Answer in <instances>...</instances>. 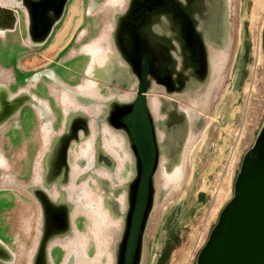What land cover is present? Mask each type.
Wrapping results in <instances>:
<instances>
[{"label":"water","instance_id":"obj_1","mask_svg":"<svg viewBox=\"0 0 264 264\" xmlns=\"http://www.w3.org/2000/svg\"><path fill=\"white\" fill-rule=\"evenodd\" d=\"M18 1L0 7H12ZM73 1L21 0L19 6L24 14L21 19L18 17L17 27L23 19L27 31L22 32L29 42L23 43L31 48H50ZM106 1L97 0L100 4ZM90 3L91 0H83L84 20L60 51L76 38L86 16L97 11L104 16L102 19L114 15L113 26L107 20L106 30L111 48L107 51L97 43L87 46L84 53L78 50L75 55L69 54L71 60L87 59L86 81L80 87L54 67L24 76L25 82L15 92L5 77L0 78V143L12 145L31 129L27 117L21 116L29 105L26 102L39 111L44 128L50 131L55 109L41 97L42 86L49 93L54 87L65 95L57 96L62 107L57 110L65 113L63 127L58 134L53 128L50 132L36 184L26 187L21 159L10 175L0 156L2 262L13 259L4 239L6 225L21 219L19 212L10 218L9 208L21 205L19 210L23 212L27 202H35L41 214V229L32 264H55V244L63 245L66 251L63 264H107V258L97 262L98 247L91 231V220L100 213L90 212L87 184L86 193L79 190L90 176L83 173L90 166L89 144L98 140L100 152L111 159L112 166L117 164V175L113 176L117 183L95 174L101 180L105 204L99 209L111 212L117 223L111 264H146L149 230L161 199L159 174L172 180L166 190L173 192L176 188L171 187L177 168L184 165L180 164L181 156L194 122L195 111L189 104L198 101L197 111L202 114L221 84L225 55L235 41L229 32L230 0H126L124 7L115 13L108 11L107 15L100 6L89 10ZM2 12L0 33L6 34V29L1 28ZM96 45L102 49L99 57L105 56L112 67L107 80L102 73L95 77L88 74L93 59L88 47ZM51 74L63 84L56 83ZM91 78L97 85L91 83ZM36 85L37 94L28 93ZM156 89L164 95L153 97ZM105 91L110 95L96 94ZM12 131L15 135L10 136ZM107 135L122 145L123 159L118 158L115 144L108 143ZM83 143L86 145L77 147ZM75 145L78 155L72 161ZM81 212L83 215H78ZM196 264H264V125L243 158L234 196L221 211Z\"/></svg>","mask_w":264,"mask_h":264},{"label":"rangeland","instance_id":"obj_2","mask_svg":"<svg viewBox=\"0 0 264 264\" xmlns=\"http://www.w3.org/2000/svg\"><path fill=\"white\" fill-rule=\"evenodd\" d=\"M11 1L14 0H0V5ZM78 3L76 0L73 4L58 35L69 22H72L71 35L80 24ZM103 17L98 11L87 15L76 38L64 52H60V48L49 50V47L31 48L25 45L23 42H29L28 36L22 32L25 27L22 19L20 34L0 33V78L5 77L15 92L25 82L20 81L19 76H31L40 69L54 67L65 79L80 87L86 81L84 67L87 59L71 60L69 54L78 50L84 53L87 46L97 43L110 50L106 32L109 23ZM229 23V32L235 41L227 49L219 89L202 114L197 111L198 101L189 104L195 111L194 122L181 156V165L187 161L193 140L197 145L184 168L182 187L169 192L166 184L172 180H168L165 174H159L161 199L149 230L146 264H196L221 211L234 196L235 181L243 158L264 125V0H230ZM57 37L53 46L60 45L56 42ZM5 61L10 62L9 65ZM37 87H30L28 93L37 94ZM60 92L52 87L53 96L44 86L41 88V97L55 109L56 117L51 114L50 131L44 128L39 111L26 102L29 105L22 110L21 116L27 117L32 124L31 129H27L12 145L0 143V156L6 161L5 172L11 175L17 160L21 159L25 167L23 177L26 187L39 180L40 160L46 152L52 128L57 134L62 130L65 113L57 110L62 108L57 96L65 95ZM96 94L110 95L106 91ZM153 94V97L164 95L158 89ZM78 104L76 101L75 106ZM8 134L12 136L15 132ZM77 155L75 145L71 160H75ZM124 178L129 179L127 176ZM26 206L23 212L19 210L21 205L9 208L10 218L14 212H19L21 219L19 222L11 220L6 225L4 239L13 253V259L0 261V264H32L41 229V214L35 202H27ZM54 251L55 264H63L66 254L63 245L55 244Z\"/></svg>","mask_w":264,"mask_h":264},{"label":"bare ground","instance_id":"obj_3","mask_svg":"<svg viewBox=\"0 0 264 264\" xmlns=\"http://www.w3.org/2000/svg\"><path fill=\"white\" fill-rule=\"evenodd\" d=\"M76 2V0L73 1V4ZM78 10H79V15L81 18V22L80 24L83 22L84 20V14H85V10H84V5H83V0H78ZM126 3V0H107L106 3L104 4H100L97 2V0H91L90 3V7L88 8L89 10H93L96 6H100L101 9H103L102 11L105 13V15L108 14V11H118L121 7H124ZM73 4L71 5L70 9H69V13L70 10L73 6ZM114 12V13H115ZM66 16V19L64 21H67L68 15ZM111 14V13H110ZM113 16L110 15V19H106L108 21H110L109 23L111 24V26H113L112 20H113ZM63 24V26H64ZM80 24L76 27V29L80 26ZM62 26V27H63ZM71 26H72V22H69V24L66 26V28L58 35V32L55 34V37L58 36L56 38V42L57 44H60L58 46H53V42L54 39L52 41V44L49 48V50H55L57 48L63 47L65 46L71 39L72 36L75 32H73V34H70L71 31ZM71 35V36H70ZM58 40V41H57ZM101 47L96 45L94 47H88V52L92 54L93 59H92V63L89 66L88 69V74L90 76H98V73H102V75H104V78H106V80L109 78L110 76V71L112 69L111 64L107 62V58L105 56H100L99 54L101 52ZM60 80V78H59ZM61 81V80H60ZM91 83H95V85H97L96 80H93L91 78ZM56 83L59 84H63V82H59L57 81ZM99 85V83H98ZM88 87L90 85H87ZM110 135V134H109ZM109 135H107V139H108V143L111 144V142H113L115 144V146H113L115 148V151L118 155L119 159H123V157L125 156V152L122 148V145L120 143H118L117 141H115L114 139H112ZM110 137V138H109ZM111 139V141H110ZM196 143L195 141H193L189 147L188 150V154H187V161L186 163H184L183 166L178 167L177 168V172L176 175L174 177L175 182L173 183L171 188H177L179 189L180 187H182V182H183V176H184V168L187 167V163H188V158L190 159L193 154H194V149L196 147ZM91 148L90 152L88 153V163H90L89 168H85L83 169V173L86 172L88 173L90 176L88 177V179L85 181L84 184H82L80 186V191H83L84 193H86V189H85V185L87 184L88 186V193L90 195V201H91V205H90V212H99L100 216H94L93 220H91L93 222V226L91 227V231L94 234L96 243H97V247H98V253H97V262L100 261L102 258H107V264H111L112 260H113V252H114V246H115V228H116V222H114L112 220V213L105 210L102 211L99 208L103 207L104 201L102 199V192H101V180L96 177V173L100 174V176H108L109 178L112 179L113 183H117L114 180L115 175H117V169L116 166H112V161L110 158L106 157L105 155H103V153L100 152V149L98 147V140H96L95 142L92 141V143L89 144ZM119 159H117V163L119 161ZM81 158H79V163H81ZM120 166H121V162H120ZM120 169V168H119ZM123 181V180H122ZM124 182V181H123ZM94 196V197H93ZM86 199V194H85V198H83V201H85ZM95 264H97L95 262Z\"/></svg>","mask_w":264,"mask_h":264},{"label":"flooded vegetation","instance_id":"obj_4","mask_svg":"<svg viewBox=\"0 0 264 264\" xmlns=\"http://www.w3.org/2000/svg\"><path fill=\"white\" fill-rule=\"evenodd\" d=\"M20 2H21V0H19L16 3V5H14V6L12 5V7L3 6L2 9L0 7L1 12L3 11V9H5L4 11H6L4 13L2 12L3 17H2V22H1V28L6 29V31L8 33L20 31V29H18V27H17V24L19 23L18 17H20V19H21V16L24 14V13H22V11L20 9V6H19ZM66 13H67V11H66ZM16 20H17V22H16ZM13 26L15 27L14 29H12ZM24 30L27 31L26 24H25ZM42 47H47V45H44ZM60 52H64V50H61ZM41 72H44L43 69L41 70ZM51 77L54 79L55 82H57V81L61 82L59 80V77H57V75L51 74ZM24 79H26V78L24 76H22L20 78V81H23ZM30 82L32 83L34 81L30 80Z\"/></svg>","mask_w":264,"mask_h":264}]
</instances>
